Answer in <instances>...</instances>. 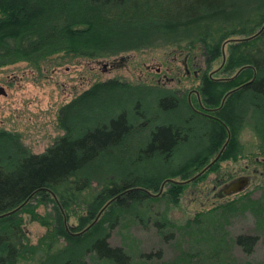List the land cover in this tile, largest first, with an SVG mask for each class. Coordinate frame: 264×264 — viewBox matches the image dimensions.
Returning a JSON list of instances; mask_svg holds the SVG:
<instances>
[{
	"label": "trees",
	"instance_id": "16d2710c",
	"mask_svg": "<svg viewBox=\"0 0 264 264\" xmlns=\"http://www.w3.org/2000/svg\"><path fill=\"white\" fill-rule=\"evenodd\" d=\"M255 1L0 0V68L25 65L40 73L66 58L92 61L153 49L192 50L202 59L196 89L203 105L215 110L217 117L204 124L203 135L190 133L201 151L178 169L160 174L156 167L130 171L125 166L121 172L134 179L121 185L110 170L97 173L102 167L97 163L120 161L127 135L137 125L126 113H113L112 101L100 96L152 87L110 80L83 91L59 110L57 122L64 134L41 154L30 153L18 134L0 130V264H43L50 256L52 264H88L89 256L108 264H130L122 248L109 244L111 232L124 220L144 227L152 224L159 235L169 231L166 239L179 230L188 235L200 232L197 229L205 224L201 213L179 226L168 219L167 210L154 214L151 206L160 200L177 205L188 185L218 174L221 164L249 158L261 164L256 159L264 158V6H255ZM222 75L225 78H217ZM153 89L160 97L168 94ZM181 107L180 103L169 108L170 113ZM178 121L163 124L178 133L172 137L174 142L182 133L179 126H185ZM247 121L258 145L256 153L244 155L240 135ZM164 127L150 139L160 146L157 154L172 155L184 142L169 151L171 138ZM224 145L215 164L194 181L169 182L157 197L145 192L158 193L166 180H190ZM238 200L208 211L210 223L204 228L211 229L208 241L216 245L211 251H196L171 264H234L220 259L218 245L223 221L250 207L248 199ZM143 205L147 220L138 214ZM25 216L46 230L36 245L24 233ZM233 241L251 254L256 238L238 236Z\"/></svg>",
	"mask_w": 264,
	"mask_h": 264
},
{
	"label": "rangeland",
	"instance_id": "374dc122",
	"mask_svg": "<svg viewBox=\"0 0 264 264\" xmlns=\"http://www.w3.org/2000/svg\"><path fill=\"white\" fill-rule=\"evenodd\" d=\"M255 6H264V0H256ZM237 7L240 6H235L236 9ZM187 53H190L187 60V68L192 74L190 78H185L182 73L184 68L182 62ZM200 58L201 54L193 53L192 50L168 48L129 52L108 60L86 61L66 58L57 60V63L45 67L40 73L26 68L25 65L1 67L0 87L4 88L6 96H0V130L18 134L22 144L30 153L41 154L53 144L55 139L64 134L57 122L59 110L83 91L90 89L92 85L117 80L120 83L152 86L163 88L162 90L189 88L195 84V75L202 68ZM121 60V66L117 68L107 66V70L102 72L101 64L106 61L120 62ZM94 61H98V65ZM176 66L181 68V72L177 74L176 71H171L169 77L180 78L183 87H179L175 80L170 84H162V77L156 75L155 69L161 68L164 74L163 70L166 67ZM216 66L217 64L213 68ZM217 78L225 77L222 75ZM159 80L160 83L157 84L156 81ZM153 90V88L116 90L111 94L104 93L100 96L105 101H112L110 104L113 113L118 115L124 112L137 125L135 130L127 135L126 148L119 152L120 161L97 163L102 167L96 172L104 174L105 170H110L111 174H114L113 177L117 179L116 184L118 185L131 183L134 179V176L125 177V173L121 172L125 166L130 171L134 168L147 171L156 167L158 173L168 174L183 165L197 149V142L192 138L184 142L172 155L157 154L151 149L150 132L157 124L168 123L173 119L178 121L179 118L181 120V116L184 118L178 122L188 124L186 108L181 107L170 113L171 98L160 97ZM163 98L168 101L164 102ZM115 101L120 105L119 107L115 108ZM137 102H139L138 106ZM153 118L156 119L155 122ZM144 120L148 124L144 125ZM256 121V124L260 125V121L258 119ZM240 143L244 147V155L257 152L258 138L248 121L241 132ZM255 169L258 173H264V160L263 164L257 165L253 158L221 164L218 174L211 173L204 181L194 186L188 185L177 205H167L164 200H160L151 206L154 214L167 210L168 219L179 226H184L187 221L195 220L201 213L200 219H203V222L205 220V224L199 227L200 230L197 229L199 233L195 231L188 235L186 231L179 230L171 233L173 235L166 239L164 236H168L169 231L159 235L152 224L144 227L141 224L124 220L111 232L110 246L122 248L129 255L130 264H171L196 251L205 254L216 246L208 241L211 239L208 230L211 229L204 228L210 223L208 211L214 206L235 199H239L238 201H241L239 203L248 199L250 202L248 209L240 211L228 222L223 221L224 225L219 231L222 233V241L218 245L222 252L219 256L225 263H231L232 260L234 264H264V180L259 178V174L253 173ZM240 175L253 178L249 180L248 187L238 196H226L225 188L230 182L241 178ZM40 212L45 211L41 209ZM138 214L147 220L146 205L139 208ZM23 230L32 245H36L46 232L45 228L30 222L26 216ZM238 236L256 238L251 254L244 253L242 247L234 243L233 240ZM63 246L64 244H60L58 247ZM144 256L150 257L145 258ZM50 258L51 256L47 257L43 264H52ZM86 261L88 264H108L93 257L91 259L90 256L86 258Z\"/></svg>",
	"mask_w": 264,
	"mask_h": 264
},
{
	"label": "flooded vegetation",
	"instance_id": "af4514ba",
	"mask_svg": "<svg viewBox=\"0 0 264 264\" xmlns=\"http://www.w3.org/2000/svg\"><path fill=\"white\" fill-rule=\"evenodd\" d=\"M189 54L190 53L186 54V56H185V58H184V60L182 62L183 67H184L182 73H184L185 78L186 77L190 78L192 76V74L190 73V71L187 68V60L190 57ZM185 61H186V63H185ZM94 62L97 65L99 63L98 61L97 62L94 61ZM121 64H122V60L120 62L119 61H113V62L106 61L105 63L101 64L102 72L107 70V66H108V68H117V67L121 66ZM163 71H164V74H162L161 68H156L155 69L156 75H159V76L162 77V79H161V80H163L162 84H170V83L174 82V80H175L176 83L179 85V87H183V86H181L182 83H181V79L180 78L173 79V78L169 77L171 71H176L177 74H179L181 72V68L179 66H176L174 68L173 67H166ZM199 71L200 70H198V74L195 75V81L196 82H195L194 85H192L193 87H189V88L184 87L183 89L178 88L176 90H173V89L172 90H166V89H164L165 92H168V94H166L167 97L171 98V104L169 106L170 109L171 108L173 109L175 107H179V105L181 103V105L188 110V118H187L188 124L185 125V126H179V128L182 129V133L180 132L181 135L179 134L181 137L179 136L178 139H177L179 141V144H178V141L177 142L173 141L172 137H174V135H177L178 133L175 134V129L172 130L171 129L172 126H170V125H166V127H164L163 124L162 125L157 124L155 126L154 130L150 132L151 136L152 135L157 136L159 128H161V127L163 128L164 127V131H166V133L171 138V145L169 147L170 149H168L169 151H171L172 149H176L177 147H179L178 145L182 144L183 142L188 141L189 138L191 139L192 135L190 133H192V132H194V133L195 132H201L202 135H203L204 134V128H205L204 124L210 125L209 120H211V119L217 120V117L214 115V113H215L214 111L215 110H213L211 108H207V107H205L203 105V100L200 99L199 92L196 89V87L198 86L197 80L199 78ZM108 81H110V80H108ZM108 81H105V82H102V83H106ZM156 83L157 84L160 83V80L156 81ZM147 87H150V86H147ZM161 89H163V88H161ZM174 97H178L177 100ZM164 100H165L164 102L168 101V100L166 101V99H164ZM161 101H163V100H161ZM66 105L67 104H65L64 106H66ZM153 120H154L153 122L156 121V119H154V118H153ZM146 124H148V123H146L145 120H144V125H146ZM159 147L160 146L157 145V144L156 145L151 144V149L152 150L159 149ZM200 151H201V149L195 151V153H199ZM263 160H264V158L256 159V162L259 161L261 164H263ZM253 173L255 175L259 174L260 175L259 178H262L264 180V178H263L264 177V173H261V172L258 173L257 169L253 170ZM242 176H246V175H240V177H242ZM246 177H248L249 180L251 178H253L251 176H246ZM175 182L184 184L185 181L176 180ZM167 183H169L167 180L165 182H162L161 185H160V188H159V192L156 193V194H161L165 190V188L167 187ZM175 184H177V183H175ZM156 194H154V195H156ZM239 194L240 193L235 194V195H231V197L238 196Z\"/></svg>",
	"mask_w": 264,
	"mask_h": 264
},
{
	"label": "water",
	"instance_id": "95a60500",
	"mask_svg": "<svg viewBox=\"0 0 264 264\" xmlns=\"http://www.w3.org/2000/svg\"><path fill=\"white\" fill-rule=\"evenodd\" d=\"M264 29V28H262ZM261 29V30H262ZM261 32V31H260ZM259 32V33H260ZM0 96H6V93H5V90L3 87H0ZM229 139V138H228ZM228 142V140H227ZM226 145V144H225ZM225 145L223 146V148L220 150V152L218 153V155L214 158V160L212 162H210L201 172H199L196 176H194L193 178H191L190 180H187L185 181L184 183H189L191 181H194L195 179H197L199 176H201L203 173H205L212 165L215 164V162L219 159L221 153H222V150L224 149ZM168 182H172V183H177V184H181V183H178V182H175L173 180H167ZM249 185V178L248 177H241V178H238L232 182H230L228 184V186L225 188L224 190V194L226 196H230V195H235V194H238V193H241L242 191H244ZM149 196H152V197H157L159 194H151L150 192L148 191H145Z\"/></svg>",
	"mask_w": 264,
	"mask_h": 264
}]
</instances>
